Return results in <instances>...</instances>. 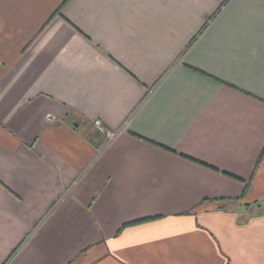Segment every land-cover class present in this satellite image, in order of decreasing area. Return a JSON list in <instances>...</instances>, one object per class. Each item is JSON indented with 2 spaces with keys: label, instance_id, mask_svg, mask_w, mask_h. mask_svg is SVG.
I'll return each instance as SVG.
<instances>
[{
  "label": "crops",
  "instance_id": "obj_1",
  "mask_svg": "<svg viewBox=\"0 0 264 264\" xmlns=\"http://www.w3.org/2000/svg\"><path fill=\"white\" fill-rule=\"evenodd\" d=\"M0 264H264V0H0Z\"/></svg>",
  "mask_w": 264,
  "mask_h": 264
},
{
  "label": "built area",
  "instance_id": "obj_2",
  "mask_svg": "<svg viewBox=\"0 0 264 264\" xmlns=\"http://www.w3.org/2000/svg\"><path fill=\"white\" fill-rule=\"evenodd\" d=\"M51 115H48V119H51ZM93 127L94 129L100 133L101 135H103L105 143L103 145V149L105 147H107L112 141H114L116 139V137L118 136V134L120 133V130H116V131H111L106 129L99 120H95L93 121Z\"/></svg>",
  "mask_w": 264,
  "mask_h": 264
},
{
  "label": "trees",
  "instance_id": "obj_3",
  "mask_svg": "<svg viewBox=\"0 0 264 264\" xmlns=\"http://www.w3.org/2000/svg\"><path fill=\"white\" fill-rule=\"evenodd\" d=\"M58 11H59V10H58ZM262 154H263V153H262ZM259 160H260V158H259ZM259 160H258V161H259ZM248 185H249V182H246V183H245V186H244V192L246 191ZM244 192H243V193H244ZM255 204H257L258 207H261V206H262V205H258V203H255ZM134 223H135V222H134Z\"/></svg>",
  "mask_w": 264,
  "mask_h": 264
},
{
  "label": "rangeland",
  "instance_id": "obj_4",
  "mask_svg": "<svg viewBox=\"0 0 264 264\" xmlns=\"http://www.w3.org/2000/svg\"><path fill=\"white\" fill-rule=\"evenodd\" d=\"M194 40H195V38L193 39V41H194ZM193 41H192V42H193Z\"/></svg>",
  "mask_w": 264,
  "mask_h": 264
}]
</instances>
